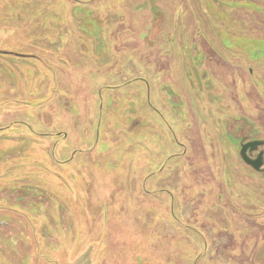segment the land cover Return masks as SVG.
Segmentation results:
<instances>
[{
  "label": "rangeland",
  "instance_id": "obj_1",
  "mask_svg": "<svg viewBox=\"0 0 264 264\" xmlns=\"http://www.w3.org/2000/svg\"><path fill=\"white\" fill-rule=\"evenodd\" d=\"M254 5L0 0V264H264Z\"/></svg>",
  "mask_w": 264,
  "mask_h": 264
},
{
  "label": "flooded vegetation",
  "instance_id": "obj_2",
  "mask_svg": "<svg viewBox=\"0 0 264 264\" xmlns=\"http://www.w3.org/2000/svg\"><path fill=\"white\" fill-rule=\"evenodd\" d=\"M253 3L255 4L254 5L255 7L264 9L263 0L262 1L253 0ZM2 71L6 72V70H2ZM245 137H247V135ZM263 145H264V139H259L256 137L255 138L248 137L246 139L242 138L238 146L239 148L238 152L241 159L248 165V167L252 168L255 172H259V173L264 172V149L263 148L260 149V147ZM242 150L244 155H242ZM249 161L256 162V164L249 163Z\"/></svg>",
  "mask_w": 264,
  "mask_h": 264
},
{
  "label": "water",
  "instance_id": "obj_3",
  "mask_svg": "<svg viewBox=\"0 0 264 264\" xmlns=\"http://www.w3.org/2000/svg\"><path fill=\"white\" fill-rule=\"evenodd\" d=\"M245 148V147H244ZM243 148V149H244ZM242 155H244V153H243V150H242ZM245 157V156H244ZM249 163H252V164H256V162H252V161H249Z\"/></svg>",
  "mask_w": 264,
  "mask_h": 264
}]
</instances>
